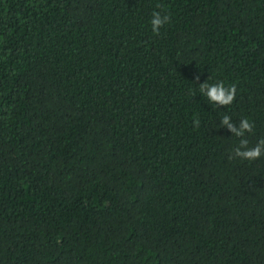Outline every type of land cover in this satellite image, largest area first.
<instances>
[{
  "label": "trees",
  "instance_id": "1",
  "mask_svg": "<svg viewBox=\"0 0 264 264\" xmlns=\"http://www.w3.org/2000/svg\"><path fill=\"white\" fill-rule=\"evenodd\" d=\"M225 115L264 139V0H0V264H264Z\"/></svg>",
  "mask_w": 264,
  "mask_h": 264
},
{
  "label": "clouds",
  "instance_id": "2",
  "mask_svg": "<svg viewBox=\"0 0 264 264\" xmlns=\"http://www.w3.org/2000/svg\"><path fill=\"white\" fill-rule=\"evenodd\" d=\"M169 21V17L167 15L161 16L159 12H153V16L151 19L152 30L155 33H159V29L166 22ZM198 79V77H197ZM200 92L208 98V101L213 104L219 105H230L236 95V87L231 85L226 87L223 81H219L216 83L209 84L207 82H203L200 84ZM195 124L199 125V120L195 121ZM221 124L223 126H227L228 129L237 137H241L240 144L238 147L234 149V154L241 159H245L248 161H253L264 155V139L260 140L254 147L248 148V140L244 139L246 132H252L254 125L248 119H242L240 121L239 127L230 123V117L225 115Z\"/></svg>",
  "mask_w": 264,
  "mask_h": 264
}]
</instances>
